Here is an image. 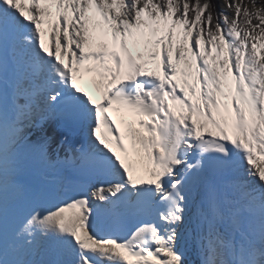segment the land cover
Wrapping results in <instances>:
<instances>
[{
  "label": "snow or ice",
  "instance_id": "6c2138e0",
  "mask_svg": "<svg viewBox=\"0 0 264 264\" xmlns=\"http://www.w3.org/2000/svg\"><path fill=\"white\" fill-rule=\"evenodd\" d=\"M211 7L0 0V264H191L189 229L200 264H264V9Z\"/></svg>",
  "mask_w": 264,
  "mask_h": 264
},
{
  "label": "bare ground",
  "instance_id": "6f19581e",
  "mask_svg": "<svg viewBox=\"0 0 264 264\" xmlns=\"http://www.w3.org/2000/svg\"><path fill=\"white\" fill-rule=\"evenodd\" d=\"M77 135H78V137L74 136V135H69V142L64 144V146L62 148L57 149L60 157H64L66 155L67 151L75 148L76 141L78 140V138H80L82 136V134L78 133ZM58 142H59V136H57L56 139L53 141V144H52L53 149H56V145ZM54 156H55V153H54ZM66 166L67 165L65 164V167ZM65 167L62 168V167L58 166L54 171H50L48 173L50 179H52V180L54 179L53 181H62L64 183H68L66 180L67 176H66ZM56 176H58V180H55ZM205 179L213 180V179H210V177H205ZM222 179H225V177L218 176L214 180L216 182H219ZM185 237L189 240V243H188L187 249H186L187 258L189 259L191 264H200V257L198 255L195 247L190 242V229H189V232L185 233Z\"/></svg>",
  "mask_w": 264,
  "mask_h": 264
},
{
  "label": "rangeland",
  "instance_id": "374dc122",
  "mask_svg": "<svg viewBox=\"0 0 264 264\" xmlns=\"http://www.w3.org/2000/svg\"><path fill=\"white\" fill-rule=\"evenodd\" d=\"M219 5V13L223 12L226 13L230 19L235 17V9L229 8L228 5L239 3L242 7H247L250 11L255 12L257 9H262V5H264V0H218ZM209 2L212 4L213 0H201V3ZM210 11H212V7L210 8ZM241 21L243 20V15L241 14V17L239 18ZM253 23H258V21L253 20Z\"/></svg>",
  "mask_w": 264,
  "mask_h": 264
},
{
  "label": "trees",
  "instance_id": "16d2710c",
  "mask_svg": "<svg viewBox=\"0 0 264 264\" xmlns=\"http://www.w3.org/2000/svg\"><path fill=\"white\" fill-rule=\"evenodd\" d=\"M211 5H212V11L211 12L214 16H216L220 11V9H219L220 3L218 0H213ZM262 9H264V5H262Z\"/></svg>",
  "mask_w": 264,
  "mask_h": 264
}]
</instances>
